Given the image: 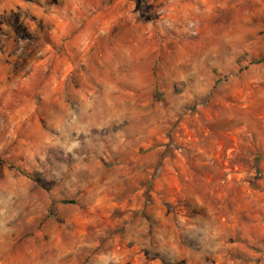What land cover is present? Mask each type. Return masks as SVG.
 Segmentation results:
<instances>
[{"label":"rangeland","instance_id":"obj_1","mask_svg":"<svg viewBox=\"0 0 264 264\" xmlns=\"http://www.w3.org/2000/svg\"><path fill=\"white\" fill-rule=\"evenodd\" d=\"M264 0H0V264H264Z\"/></svg>","mask_w":264,"mask_h":264},{"label":"trees","instance_id":"obj_2","mask_svg":"<svg viewBox=\"0 0 264 264\" xmlns=\"http://www.w3.org/2000/svg\"><path fill=\"white\" fill-rule=\"evenodd\" d=\"M140 3V0H137ZM264 59V57L261 58V60Z\"/></svg>","mask_w":264,"mask_h":264}]
</instances>
